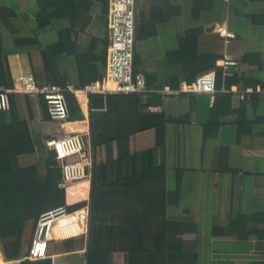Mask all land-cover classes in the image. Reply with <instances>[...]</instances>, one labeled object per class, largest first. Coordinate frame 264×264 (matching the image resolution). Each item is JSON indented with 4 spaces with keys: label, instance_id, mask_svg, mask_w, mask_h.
<instances>
[{
    "label": "crops",
    "instance_id": "0c3cea01",
    "mask_svg": "<svg viewBox=\"0 0 264 264\" xmlns=\"http://www.w3.org/2000/svg\"><path fill=\"white\" fill-rule=\"evenodd\" d=\"M110 1L0 0V54L7 57L13 82L33 74L39 86H50L44 52L57 58L69 86L103 79ZM220 25L235 37H222ZM135 39L136 70L149 76L148 88L162 101L143 99L137 108L142 120L132 126L129 118L136 112L127 99L77 98L85 118L69 121L65 129L82 135L96 164L91 181L66 191V203L89 205L96 169L119 158L112 138L130 134V153L152 151L154 169L118 184H157L166 178L168 227L182 239L167 256L170 264H264V0H136ZM225 55L237 65L221 69ZM217 67L228 79V93L212 104L207 95L185 92L195 82L189 81ZM170 82H180L179 89ZM15 109L10 118L0 114V128L34 153L19 157L28 166L45 157L46 140L62 133V126L50 120L41 96L16 94ZM151 114H164L168 123L130 133L146 126ZM94 125L97 135L111 140L109 150L107 142L93 144ZM163 201L155 196L146 215L165 214ZM87 232L53 245V264H90ZM127 256L114 251L110 264H127ZM4 260L0 249V264H16Z\"/></svg>",
    "mask_w": 264,
    "mask_h": 264
},
{
    "label": "trees",
    "instance_id": "16d2710c",
    "mask_svg": "<svg viewBox=\"0 0 264 264\" xmlns=\"http://www.w3.org/2000/svg\"><path fill=\"white\" fill-rule=\"evenodd\" d=\"M43 54L49 77L48 85L67 89L69 85L61 76L57 58L45 52ZM216 73L218 88L222 86L229 88L228 79L221 78L223 76L221 69L217 67ZM146 78L149 84V76L147 75ZM50 79H52L51 82ZM196 79L189 82H194ZM94 82L96 80L85 82L84 85ZM169 85L172 89L178 90L180 82L177 86L171 82ZM12 86L13 79L7 57L0 54V87L9 89ZM15 95L9 94L10 109L5 112L0 111L4 118L5 115L10 118L17 111ZM64 95L69 111V121L84 120L85 116L76 96L70 91H65ZM119 97L127 99L131 112H136L129 118L132 126L139 122L138 119L142 120V115L137 108L143 99L162 101L161 96L152 92L147 95H89L92 102L96 99L103 101L105 98ZM45 104L47 105L46 101ZM124 119L127 117L125 116ZM145 119L148 123L146 126L139 125L137 128L135 126L130 133L154 126L159 129L161 125L163 129L168 123L164 114H151ZM119 120L122 119L119 118ZM116 125L119 126V122ZM2 126L4 125L0 127ZM71 126L76 128L77 124ZM121 126L122 124L119 127ZM95 127L96 125L92 128L93 144L99 146L107 142L106 146L109 150L111 140L107 136L97 135ZM130 137V134H125L112 138L118 141V160L113 162L111 158H108L107 165L96 169L89 203L92 210L91 245L88 251L90 264H110L114 251L127 253V264H170L168 254L182 244V239L176 236L178 233L175 232V235L174 231L168 227L166 213L169 209L168 201L171 198L166 189L165 177L161 183L157 184L150 181H143L140 185L120 186L118 184L154 169L152 151L139 155L130 153ZM31 154L34 153L24 150L14 134L0 128V249L8 260L22 259L28 253V250L24 251V232L29 220L34 222L33 227L36 228L44 213L66 206V191L60 186L62 168L55 154L48 150L43 159L39 157L35 163L23 166L19 157ZM137 165L138 169L135 170ZM155 196L163 198L164 205L160 209H163L165 214L154 218L147 216L146 211L153 208L150 205L154 204ZM85 204L80 203L69 207V211H75ZM159 219H161L160 222Z\"/></svg>",
    "mask_w": 264,
    "mask_h": 264
},
{
    "label": "built area",
    "instance_id": "2783aa9c",
    "mask_svg": "<svg viewBox=\"0 0 264 264\" xmlns=\"http://www.w3.org/2000/svg\"><path fill=\"white\" fill-rule=\"evenodd\" d=\"M110 45L108 49V69L102 80H98L84 88L76 89L68 86L63 89L57 86H39L33 74H21L9 89L0 87V111L10 109L9 94H27L43 96L52 122L62 126L59 135L46 140V148L55 154L62 168L61 188L69 190L76 184L91 181L93 173V156L86 148L82 135L68 132L65 125L69 122V111L64 95L70 91L76 98H87L91 94H140L147 95L152 91L147 86L146 76L135 68V29L136 0H111L108 13ZM219 34L226 40L235 35L226 26L220 25ZM237 63L225 55L220 67L227 70ZM185 92L195 95H207L213 104L217 95L226 94V86L218 88L216 71L199 76ZM245 98V95H242ZM69 206H60L44 213L36 226L35 238L23 259L31 261L44 260L49 257V247L56 241H72L86 236L90 220V207L86 203L75 211ZM57 230V232H56ZM58 243V242H57Z\"/></svg>",
    "mask_w": 264,
    "mask_h": 264
},
{
    "label": "rangeland",
    "instance_id": "374dc122",
    "mask_svg": "<svg viewBox=\"0 0 264 264\" xmlns=\"http://www.w3.org/2000/svg\"><path fill=\"white\" fill-rule=\"evenodd\" d=\"M84 185H86V184H84ZM66 200H67V198H66ZM33 226H34V222L33 221L29 220L26 223V229H25V232H24V237H26L25 241H24V245H25L24 251H27L29 249V247L31 246V244H32V242H33V240L35 238L36 228H34ZM57 242L59 244H64V243H68V242H71V241L63 242V241L60 240V241H56L55 243H52L50 245V247H49V254H50L52 246L57 244Z\"/></svg>",
    "mask_w": 264,
    "mask_h": 264
},
{
    "label": "water",
    "instance_id": "95a60500",
    "mask_svg": "<svg viewBox=\"0 0 264 264\" xmlns=\"http://www.w3.org/2000/svg\"><path fill=\"white\" fill-rule=\"evenodd\" d=\"M135 68H136V66H135ZM95 164H96V160H95V158H93V173H94V171H95ZM93 173H92V175H93ZM91 218H90V220H89V223H88V232H87V234H88V244H90V237H91ZM6 263H10V262H15L16 264H53V260H52V258L50 257H48V258H46V259H44V260H39V261H31V260H28V259H19V260H8V259H6V260H4Z\"/></svg>",
    "mask_w": 264,
    "mask_h": 264
},
{
    "label": "bare ground",
    "instance_id": "6f19581e",
    "mask_svg": "<svg viewBox=\"0 0 264 264\" xmlns=\"http://www.w3.org/2000/svg\"><path fill=\"white\" fill-rule=\"evenodd\" d=\"M84 184H86V186H88V183H84ZM82 199V198H81ZM56 232H57V230H56Z\"/></svg>",
    "mask_w": 264,
    "mask_h": 264
}]
</instances>
